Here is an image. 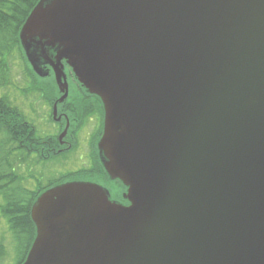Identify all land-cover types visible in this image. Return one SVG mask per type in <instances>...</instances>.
I'll use <instances>...</instances> for the list:
<instances>
[{
	"label": "water",
	"instance_id": "obj_1",
	"mask_svg": "<svg viewBox=\"0 0 264 264\" xmlns=\"http://www.w3.org/2000/svg\"><path fill=\"white\" fill-rule=\"evenodd\" d=\"M20 39L60 101L69 69L103 99L130 202L45 190L22 264H264V0H40Z\"/></svg>",
	"mask_w": 264,
	"mask_h": 264
},
{
	"label": "flooded vegetation",
	"instance_id": "obj_2",
	"mask_svg": "<svg viewBox=\"0 0 264 264\" xmlns=\"http://www.w3.org/2000/svg\"><path fill=\"white\" fill-rule=\"evenodd\" d=\"M67 72L68 76L75 78L71 70ZM74 78L70 82L68 79L69 91L64 100L60 101L64 93L56 85L57 91L46 92L40 89L38 97L28 103V114H22V117L35 129L36 135L31 140L22 142L26 146L27 159L31 163V159H35L37 164L47 165L54 161L60 162L70 153L77 152L78 161L87 159L88 163L78 166L77 170L56 175L57 182L45 190L71 181H90L104 186L112 201L129 205L130 202L125 196L128 188L121 180L112 179L108 175L102 161L103 153L99 143L105 131L104 101ZM34 86L40 87L36 83ZM47 123L57 129L56 134L45 135Z\"/></svg>",
	"mask_w": 264,
	"mask_h": 264
},
{
	"label": "trees",
	"instance_id": "obj_3",
	"mask_svg": "<svg viewBox=\"0 0 264 264\" xmlns=\"http://www.w3.org/2000/svg\"><path fill=\"white\" fill-rule=\"evenodd\" d=\"M40 0H0V69L5 71L7 56L16 49L22 54L27 75L34 81L41 79L32 69L21 44L20 32L33 8ZM43 82V81H42ZM40 85H47L46 81ZM39 85V86H40ZM42 86V87H43ZM46 91L47 88H42ZM55 90V89H54ZM35 129L26 122L22 114L11 105L9 98H0V214L16 243V264H22L27 257L36 236V226L31 217V209L43 189L55 184L50 182L38 191L24 186L21 166L28 154L23 141L31 140ZM41 140V139H40ZM35 151V150H34ZM29 161V160H28ZM3 248V245H2ZM0 251L3 253L2 249ZM3 258L0 257V263Z\"/></svg>",
	"mask_w": 264,
	"mask_h": 264
},
{
	"label": "rangeland",
	"instance_id": "obj_4",
	"mask_svg": "<svg viewBox=\"0 0 264 264\" xmlns=\"http://www.w3.org/2000/svg\"><path fill=\"white\" fill-rule=\"evenodd\" d=\"M7 67L3 71L0 69V98L6 97L9 98L11 105L14 106L19 114H28L27 109L29 108L28 103L33 101V99L38 97L41 92L40 83L46 81L49 85L54 87V78L52 76L46 77L45 79H38L34 81L26 73L25 63L22 59V54L16 49L11 52L7 58ZM73 76H68L69 82L73 79ZM75 79V78H74ZM40 87L36 88L34 85ZM43 83V82H42ZM47 85L42 88H46ZM55 89V90H54ZM54 89L46 88V92H55ZM45 110V108L43 109ZM25 111V112H24ZM29 118L28 116H26ZM45 135L51 133L56 134L57 129L50 124H46ZM42 132V130H41ZM83 152V151H82ZM77 152L70 153L68 156L64 157L60 162H52L50 164L46 163H36L34 159L32 163L28 160L25 161L21 166V174L26 179L24 180V186L31 191H38L39 185L38 181H41V187L47 186L51 181L55 182V176L60 173H66L68 171L77 170L81 166H85L88 163L87 159L78 161ZM54 163V164H53ZM51 165V166H50ZM79 166V167H78ZM54 179V180H53ZM5 220L0 214V257L3 258L0 264H16L17 259V248L15 240L12 236V233L7 229ZM3 245V248H2Z\"/></svg>",
	"mask_w": 264,
	"mask_h": 264
}]
</instances>
